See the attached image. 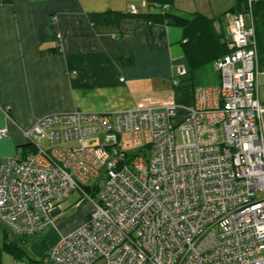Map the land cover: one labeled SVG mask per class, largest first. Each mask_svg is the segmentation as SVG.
Masks as SVG:
<instances>
[{
	"label": "built area",
	"instance_id": "built-area-1",
	"mask_svg": "<svg viewBox=\"0 0 264 264\" xmlns=\"http://www.w3.org/2000/svg\"><path fill=\"white\" fill-rule=\"evenodd\" d=\"M254 1L232 14L220 83L195 89L192 105L47 115L25 132L30 152L0 160V221L24 237L56 227L74 191L91 200L85 186L103 171L88 218L35 264H264ZM186 73L176 68L174 87Z\"/></svg>",
	"mask_w": 264,
	"mask_h": 264
},
{
	"label": "crops",
	"instance_id": "crops-1",
	"mask_svg": "<svg viewBox=\"0 0 264 264\" xmlns=\"http://www.w3.org/2000/svg\"><path fill=\"white\" fill-rule=\"evenodd\" d=\"M167 1L190 25H170L150 0H0V160L31 151L25 132L41 117L189 106L195 89L218 85L214 63L230 51L226 13L238 0ZM178 66L187 73L174 87ZM89 214L42 245L39 259Z\"/></svg>",
	"mask_w": 264,
	"mask_h": 264
},
{
	"label": "rangeland",
	"instance_id": "rangeland-1",
	"mask_svg": "<svg viewBox=\"0 0 264 264\" xmlns=\"http://www.w3.org/2000/svg\"><path fill=\"white\" fill-rule=\"evenodd\" d=\"M259 84L260 98L262 101H264V71H262L260 74ZM99 140H101V138ZM45 144L46 143L44 142V145ZM96 182L98 183L99 188L103 187V171L101 172L100 177L94 179L91 184L94 186ZM88 195L91 197V200L85 201L84 196L79 191H74L70 198L62 204V215H60L59 218H55L57 221L56 227H48L44 231L26 237L15 235L8 230V241L17 245H13V247L20 248V251L15 252L16 254L4 249L5 231L3 227L4 224L1 222L0 264H23L24 262L29 263L33 260L39 259L42 245L51 243L53 237L72 228L81 219L84 213H91L93 209V202H97L98 199L92 193ZM80 201L82 202L81 206H78L77 203L74 204V202ZM101 263L102 262H100V264Z\"/></svg>",
	"mask_w": 264,
	"mask_h": 264
},
{
	"label": "trees",
	"instance_id": "trees-1",
	"mask_svg": "<svg viewBox=\"0 0 264 264\" xmlns=\"http://www.w3.org/2000/svg\"><path fill=\"white\" fill-rule=\"evenodd\" d=\"M165 1L167 0H150L151 5L159 7L167 21L170 25L177 26V27H183L186 28L191 23V19L188 17L183 16H177L167 9L168 3ZM167 2H170L167 1ZM248 0H238L237 5L235 8L227 12L226 14H239L243 13L248 10ZM252 12H253V20L254 25L256 28V40L258 44V57H259V68L260 71H264V0H257L254 1L252 4ZM230 52V51H229ZM228 52V53H229ZM227 54V53H226ZM224 54V55H226ZM30 147V146H29ZM28 153V152H27ZM99 186H85V190L88 194L92 193L94 196H96V193L98 191ZM7 230L5 231V236H7ZM7 238V237H6ZM13 245H16L14 243H5L4 249L15 253L16 251H20L19 247H13ZM17 246V245H16ZM16 254V253H15ZM38 261V259L33 260L31 262H27V264H35ZM26 263V262H24Z\"/></svg>",
	"mask_w": 264,
	"mask_h": 264
}]
</instances>
